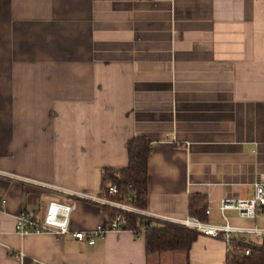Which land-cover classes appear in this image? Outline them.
Masks as SVG:
<instances>
[{
  "label": "crops",
  "instance_id": "1",
  "mask_svg": "<svg viewBox=\"0 0 264 264\" xmlns=\"http://www.w3.org/2000/svg\"><path fill=\"white\" fill-rule=\"evenodd\" d=\"M151 143L145 211L203 222L264 181V0H0V172L78 194ZM71 207L69 234L19 236L21 212ZM2 202H4L2 204ZM191 216V215H190ZM238 227L255 220L228 213ZM105 223L101 208L0 178V264H227L221 240L148 255L141 237L71 233ZM258 247V246H257ZM256 249H259V247Z\"/></svg>",
  "mask_w": 264,
  "mask_h": 264
},
{
  "label": "built area",
  "instance_id": "2",
  "mask_svg": "<svg viewBox=\"0 0 264 264\" xmlns=\"http://www.w3.org/2000/svg\"><path fill=\"white\" fill-rule=\"evenodd\" d=\"M0 178H4L19 184L35 187L39 190L55 194L66 199L81 200L99 208H110L115 211L112 217L105 219L102 227L95 231L83 233H71L78 241H87L93 245L96 237H102L109 232L124 231L127 215H137L152 218L162 222H168L193 231L198 235L221 240L227 251V257L235 255L248 256L257 246L264 249V228L256 226L238 227L230 223L228 213H234L244 220H255L264 215V181H257L252 185V197L249 199L224 198L219 205L221 222L209 224L197 217L187 216L182 220H162L149 215L145 210L137 209L128 204L119 194L115 186H109L105 194L87 195L78 194L55 186L41 184L21 177L12 176L0 172ZM4 202H2L3 204ZM71 207L59 201H49L44 215L39 220L33 213L21 212L15 221V232L19 236L31 234L52 233L56 235L69 234L68 222ZM209 216L210 210L204 211ZM257 247V248H258Z\"/></svg>",
  "mask_w": 264,
  "mask_h": 264
},
{
  "label": "trees",
  "instance_id": "3",
  "mask_svg": "<svg viewBox=\"0 0 264 264\" xmlns=\"http://www.w3.org/2000/svg\"><path fill=\"white\" fill-rule=\"evenodd\" d=\"M151 143L135 137L128 143V166L121 170L104 169L100 175V194H105L109 186H115L120 196L131 206L144 210L147 196V163L151 157ZM202 203L199 196L189 200V215L204 221V211L198 209ZM106 218L114 215L110 208H101ZM124 231L141 237L148 255L181 251L188 253L199 236L197 233L172 223L137 215H127ZM24 264H31L27 259ZM227 264H264V249L254 248L248 256L235 255L227 258Z\"/></svg>",
  "mask_w": 264,
  "mask_h": 264
},
{
  "label": "rangeland",
  "instance_id": "4",
  "mask_svg": "<svg viewBox=\"0 0 264 264\" xmlns=\"http://www.w3.org/2000/svg\"><path fill=\"white\" fill-rule=\"evenodd\" d=\"M257 224H258V225H261V226H262V225L264 226V222H258Z\"/></svg>",
  "mask_w": 264,
  "mask_h": 264
}]
</instances>
